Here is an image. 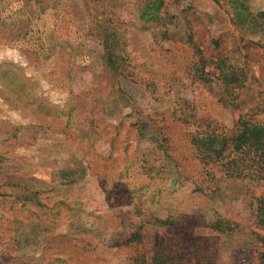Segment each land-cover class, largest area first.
I'll return each mask as SVG.
<instances>
[{
	"label": "rangeland",
	"instance_id": "1",
	"mask_svg": "<svg viewBox=\"0 0 264 264\" xmlns=\"http://www.w3.org/2000/svg\"><path fill=\"white\" fill-rule=\"evenodd\" d=\"M143 1L0 0V264H134L125 249L111 245L114 214L127 230L139 226L130 205L110 206L95 174H74V182L69 176L89 161L95 171L118 152L96 139L89 121L60 125L61 111L85 105L98 122L124 126L139 109L166 117L195 114L228 129L241 112L264 101V23L238 25L230 0H167L168 16L145 22L139 17ZM246 1L251 12L264 10V0ZM103 23L117 31L138 78L158 85L154 92L140 79L118 82L108 74ZM189 34L203 49L218 38L233 64L247 69L249 81L235 103L218 101V82L207 87L189 75ZM130 128V153L151 144L154 133L144 123L139 139ZM178 128V159L167 161L166 190L176 192L178 208L190 204L189 212L196 206L200 215L219 213L240 228L221 233L199 214L188 215L180 240L196 253L176 264H259L254 209L264 182L221 176L209 201L198 195L193 179H204L200 162L180 138L188 128ZM34 192L43 204L29 198ZM95 235V251L83 252L81 238L93 241Z\"/></svg>",
	"mask_w": 264,
	"mask_h": 264
},
{
	"label": "trees",
	"instance_id": "2",
	"mask_svg": "<svg viewBox=\"0 0 264 264\" xmlns=\"http://www.w3.org/2000/svg\"><path fill=\"white\" fill-rule=\"evenodd\" d=\"M230 1L238 25L245 27L253 22L264 23V10L253 13L246 0ZM168 5L167 0H144L139 5V17L145 22L159 23L168 16ZM99 35L104 41V58L110 76L118 82L122 78L135 82L140 79L145 88L151 89L152 92L158 88L154 81L148 82L142 77L138 78L139 73L135 71L124 48L121 47L116 30L105 25ZM187 43L193 48V63L188 66L189 75L207 87L218 82L221 90L214 89L218 101L226 106L235 103L240 90L249 81L247 69L233 64L227 52L220 48L221 42L216 37L211 38L210 47L206 49L194 40V34H189ZM93 111L94 108L88 109L85 105L71 106L66 113L60 112L58 123L69 127L71 123L79 126L89 121L98 135L96 139L107 140L111 149L118 153L111 154L105 162H100L95 171L91 161L78 169L80 174L78 170H71L70 182L77 181L78 178H74V174L79 175V179L95 174L110 206L130 205L131 216L139 218V226L133 231L127 230L124 220L114 214L111 224L114 225L115 233L111 238V245L125 249L134 264H176L196 253L192 251L196 249L193 246L186 247L189 243L180 240V235L183 234L181 226L188 224L186 217L199 216L200 211L193 206V212H189L190 204H183L182 208H178L175 202L178 197L176 192L166 190L169 173L167 161L178 159V127L188 128L180 138L186 140L195 158L200 162L199 172L204 179H193L198 195L207 197L209 201L215 179L221 176L264 182V122L261 119L264 114V101L241 112L233 126L228 129L209 117L198 118L195 114L176 116L175 113L166 117L164 113L143 112L141 109L136 110V120L129 126H124L123 121L103 124L97 121ZM143 123L153 131L154 138H151V144L144 150L136 149L130 153V126L136 127L139 139L142 136ZM29 198L43 204L38 192L32 193ZM255 201L256 230L254 229L253 233L262 249L258 251V262L264 264V192L259 194ZM200 217L207 227L221 233L236 232L240 228L238 221L219 213L212 215L206 212ZM94 237L93 241H88L86 236L81 238L83 242L80 246L83 252L95 251L100 239L97 235Z\"/></svg>",
	"mask_w": 264,
	"mask_h": 264
}]
</instances>
